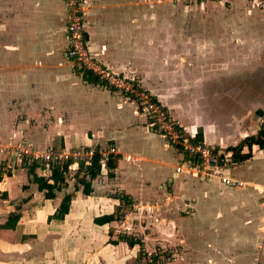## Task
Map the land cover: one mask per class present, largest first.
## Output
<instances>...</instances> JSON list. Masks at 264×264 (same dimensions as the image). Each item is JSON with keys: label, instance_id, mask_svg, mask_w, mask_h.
Listing matches in <instances>:
<instances>
[{"label": "crops", "instance_id": "0c3cea01", "mask_svg": "<svg viewBox=\"0 0 264 264\" xmlns=\"http://www.w3.org/2000/svg\"><path fill=\"white\" fill-rule=\"evenodd\" d=\"M82 1L91 58L153 97L187 139L231 155L228 148L264 128L262 0ZM65 21L61 0H0V124L22 111L9 138L21 129L37 145L58 143L71 154L98 147L102 155L109 145L117 156L113 176L101 166L88 196L80 185L51 196L23 169L3 177L0 264H135L138 248L147 263L157 251L164 255L158 264H251L255 257L264 264V146L243 145L248 159L222 164L223 175L241 187L183 165L175 172L181 155L133 101L77 75L64 55ZM90 155L84 151L78 162L87 165ZM77 167L72 163L68 174ZM63 193L71 194L67 214L48 221ZM122 197L133 209L156 204L140 246L110 244L114 221L93 223L113 214ZM12 212L18 219L9 229Z\"/></svg>", "mask_w": 264, "mask_h": 264}, {"label": "built area", "instance_id": "2783aa9c", "mask_svg": "<svg viewBox=\"0 0 264 264\" xmlns=\"http://www.w3.org/2000/svg\"><path fill=\"white\" fill-rule=\"evenodd\" d=\"M61 1L66 11L64 27L66 36V46L64 50L65 58L76 64L78 67L90 72L91 75L97 77L99 81L103 82L104 86L114 90H120L124 96H127L126 98L131 97L135 104H139V107L141 108L140 110H143L146 113V123L148 124V127H150L156 134L162 136L165 142L171 145L175 151L181 155L182 163L176 166L175 172H179L181 170V165H183L189 172H195L204 179H217L220 184L228 188L241 187L243 185L242 182L223 175L221 170L222 164L229 160L230 153L215 151L206 145L192 142L187 139L184 134L176 128L178 126L174 124V121L166 109L157 101L152 102L150 100L151 96L148 95V93L136 88L137 86L131 80L124 79L121 76L106 70L91 58L83 35L85 14L83 1ZM139 101H142L143 108ZM78 153L79 152H73V154H71L50 147L44 154L36 155L30 153L29 149H25L21 150L20 154H18V159L20 162L21 160L28 161L27 166L32 161H35L39 165L41 164L43 168L42 170L48 172V174L53 165H62L71 159V163L67 167L68 174L71 164L74 162L77 164L82 157L79 156ZM109 153L113 154L114 149L110 148L108 154ZM101 156L105 157V154H102ZM25 157L29 158L26 159ZM72 160L74 162H72ZM101 166H103V163ZM79 168L80 167H77L73 173L78 174ZM251 264H259L258 257L253 258Z\"/></svg>", "mask_w": 264, "mask_h": 264}, {"label": "rangeland", "instance_id": "374dc122", "mask_svg": "<svg viewBox=\"0 0 264 264\" xmlns=\"http://www.w3.org/2000/svg\"><path fill=\"white\" fill-rule=\"evenodd\" d=\"M186 6H188L189 2L193 3L194 2H222L223 0H181ZM187 11H183V13H186ZM138 88V87H136ZM117 93L121 96L124 97V94L121 93L120 90H117ZM141 102V107L143 108L142 101ZM8 110V108H7ZM9 112L11 111L10 108L8 110ZM7 113V112H6ZM144 119H147L145 111H141ZM8 114V113H7ZM11 116V118H10ZM8 118H10V121L2 122L0 125L7 127L5 134L7 136H0V171L7 173L9 175H14V173L18 169H23L27 167V162L28 161H19L18 154H20L21 150L29 149L30 153L34 154H39L42 155L44 154L47 149H48V143L44 146L37 145L35 139H28L30 136L27 135L25 136L24 131L22 132L21 129H18L17 135L15 137H8V136H13V135H8L7 130H13L15 126H19L18 120H20V117H24L22 111H15L14 116L10 115ZM46 125L45 123H39V126L43 128V126ZM48 125V124H47ZM48 141V140H47ZM34 144V145H33ZM53 149L59 151V146L58 143L56 144V147L54 148L53 145H51ZM110 149L109 145H106L105 147H102V150L104 153L108 154ZM74 152H79L84 154L82 147H76ZM105 154V155H106ZM110 154V153H109ZM79 157V156H78ZM26 159L29 157H25ZM77 158V157H76ZM24 164V165H23ZM23 166V167H22ZM40 168H42V165H39ZM26 171V170H25ZM35 173L40 176L47 177L48 172H44L42 169H36ZM43 174V175H42ZM78 175L76 174H65V179L70 182L69 184H72L74 180L76 179ZM3 177H6V175H3ZM28 178V177H27ZM29 181V180H28ZM30 183V181H29ZM71 189V188H70ZM148 203H143L140 204H135V207L133 209V206L129 202H122L119 201V205L114 209L113 215H114V222L112 227L109 229L108 234H109V239L108 242H117L120 241L121 239H127V240H134L139 242L140 240V235L142 233V230H146V227L150 224V226L155 222V219L153 218V214L155 213L156 210H154L155 207V202L150 204L148 207L150 209H147ZM133 212L132 214H127L130 212ZM147 211V213H146ZM126 222V223H125ZM70 239L75 237L74 234H69ZM112 238V239H111ZM87 245H91V243H86ZM85 246V249L87 248ZM140 246V245H139ZM88 252V251H87ZM149 258L153 261L151 263H147L148 257L146 256L145 253H143L139 248L138 251L135 253V259L134 263L135 264H158L159 261L164 259V255L159 254V252L154 251L150 254ZM158 258V259H157ZM167 258L165 257V260Z\"/></svg>", "mask_w": 264, "mask_h": 264}, {"label": "trees", "instance_id": "16d2710c", "mask_svg": "<svg viewBox=\"0 0 264 264\" xmlns=\"http://www.w3.org/2000/svg\"><path fill=\"white\" fill-rule=\"evenodd\" d=\"M264 2V0H263ZM85 37V34H83ZM74 70L82 79V81L93 85V86H99L104 87L113 91H116L112 88H108L103 85V82L99 81L97 77L91 75L90 72L78 67L76 64H74ZM127 97V96H124ZM130 101H134L131 97H128ZM150 100L152 102H156V100L153 97H150ZM137 109H141L139 107V104L136 103ZM141 111V110H140ZM178 130L180 128L176 127ZM181 132V130H180ZM246 145L250 147L251 145H256L259 149L264 146V128H260L255 136L246 138L241 144L238 146H235L233 148H228V151L231 152L229 160L231 161H244L249 158V154H241V146ZM84 151H91V155L89 157L88 163L85 166H82L81 163H77V166L80 167L78 171V176L72 182V184L68 185L67 180L65 179V174L67 173V167L71 163V159L66 161V163L62 165H53L50 168L49 174L47 177L37 175L35 173L36 169H43L40 168L39 164L35 161H32L26 168V175L28 177V180L33 184H39L41 185L44 190L49 193L51 196L54 193H60L61 191H64V189L68 188V186L73 188V191H76L77 185L81 186V193L84 196H88L91 192L90 189V181L93 180L97 175H99L101 164L103 163L104 168L107 171V177L111 178L112 170L115 168V163L117 160V156L112 154H106L105 157H102L101 154L98 151V147L93 148L92 150L83 149ZM24 165V164H23ZM82 166V167H81ZM23 167V166H22ZM1 169V168H0ZM6 175L9 176L8 172L4 173L0 171V181L2 179V176ZM71 199V194H65L63 193V196L61 197L60 203L58 207L55 209L52 216L47 217V220L50 219L54 220H62L63 217L68 212V207ZM120 201L128 202L125 197L120 198ZM19 208L16 206L15 210L17 211ZM18 219V215L14 212L9 213L8 217L6 218V221L4 223V227L12 229ZM111 221H114V215H102L100 217L94 218L93 223L96 225H104ZM120 241H124L129 247H132L134 244H138L139 242L134 240H127V239H121ZM110 244H114L115 242H109ZM153 260H150V262Z\"/></svg>", "mask_w": 264, "mask_h": 264}]
</instances>
